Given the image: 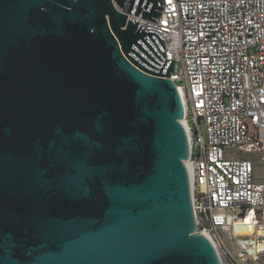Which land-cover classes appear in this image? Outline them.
I'll use <instances>...</instances> for the list:
<instances>
[{"label":"water","instance_id":"1","mask_svg":"<svg viewBox=\"0 0 264 264\" xmlns=\"http://www.w3.org/2000/svg\"><path fill=\"white\" fill-rule=\"evenodd\" d=\"M162 8L0 0V264H222L196 231L175 62L132 17Z\"/></svg>","mask_w":264,"mask_h":264},{"label":"built area","instance_id":"2","mask_svg":"<svg viewBox=\"0 0 264 264\" xmlns=\"http://www.w3.org/2000/svg\"><path fill=\"white\" fill-rule=\"evenodd\" d=\"M162 2L157 23L132 17L175 62L196 231L222 264H264V181L240 156L264 161V0ZM238 222L247 233L236 232Z\"/></svg>","mask_w":264,"mask_h":264},{"label":"rangeland","instance_id":"3","mask_svg":"<svg viewBox=\"0 0 264 264\" xmlns=\"http://www.w3.org/2000/svg\"><path fill=\"white\" fill-rule=\"evenodd\" d=\"M189 124L192 125V121L189 119ZM241 157L252 160L254 165V176L257 181H264V161H260L256 153H244Z\"/></svg>","mask_w":264,"mask_h":264},{"label":"bare ground","instance_id":"4","mask_svg":"<svg viewBox=\"0 0 264 264\" xmlns=\"http://www.w3.org/2000/svg\"><path fill=\"white\" fill-rule=\"evenodd\" d=\"M235 230L237 233H247V228L242 222H238L235 226Z\"/></svg>","mask_w":264,"mask_h":264}]
</instances>
